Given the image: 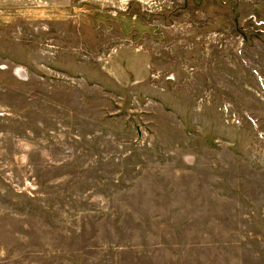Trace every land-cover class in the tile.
<instances>
[{
  "label": "rangeland",
  "instance_id": "rangeland-1",
  "mask_svg": "<svg viewBox=\"0 0 264 264\" xmlns=\"http://www.w3.org/2000/svg\"><path fill=\"white\" fill-rule=\"evenodd\" d=\"M0 264H264V0H0Z\"/></svg>",
  "mask_w": 264,
  "mask_h": 264
}]
</instances>
